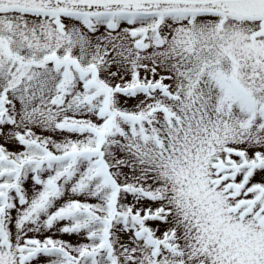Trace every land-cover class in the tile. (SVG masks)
I'll use <instances>...</instances> for the list:
<instances>
[{
    "label": "snow or ice",
    "instance_id": "1",
    "mask_svg": "<svg viewBox=\"0 0 264 264\" xmlns=\"http://www.w3.org/2000/svg\"><path fill=\"white\" fill-rule=\"evenodd\" d=\"M0 264H264V0H0Z\"/></svg>",
    "mask_w": 264,
    "mask_h": 264
},
{
    "label": "rangeland",
    "instance_id": "2",
    "mask_svg": "<svg viewBox=\"0 0 264 264\" xmlns=\"http://www.w3.org/2000/svg\"><path fill=\"white\" fill-rule=\"evenodd\" d=\"M62 238H63V239H66V240H68V239H72L73 242H75V238H72V237L65 236V237H62Z\"/></svg>",
    "mask_w": 264,
    "mask_h": 264
}]
</instances>
